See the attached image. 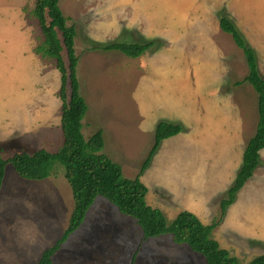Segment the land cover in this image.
Masks as SVG:
<instances>
[{
    "label": "rangeland",
    "instance_id": "obj_1",
    "mask_svg": "<svg viewBox=\"0 0 264 264\" xmlns=\"http://www.w3.org/2000/svg\"><path fill=\"white\" fill-rule=\"evenodd\" d=\"M37 0H0V148L5 160L60 150L62 74L37 48L44 40ZM75 28L86 139L103 131L105 153L147 203L172 222L182 211L215 224L213 238L243 264L264 254V149L261 164L223 209L259 120L249 66L220 20H231L255 50L264 77V0H59ZM153 45L137 58L112 43ZM64 59L68 66L66 51ZM240 81L241 84H237ZM70 91V85L67 84ZM183 130L155 144L159 122ZM65 170L27 180L6 165L0 190V264H37L65 231L74 208ZM53 264H207L170 234L146 238L137 220L98 196Z\"/></svg>",
    "mask_w": 264,
    "mask_h": 264
},
{
    "label": "trees",
    "instance_id": "obj_2",
    "mask_svg": "<svg viewBox=\"0 0 264 264\" xmlns=\"http://www.w3.org/2000/svg\"><path fill=\"white\" fill-rule=\"evenodd\" d=\"M39 21L44 40L37 50L45 57L56 60L61 72L62 100L61 128L64 143L60 150L50 152L38 149L32 153H17L5 160L0 151V190L5 177L6 165L10 162L19 176L28 180H44L49 177L56 164L63 166L65 178L72 188L74 208L68 225L62 236L43 252L37 264H53L54 255L61 249L71 234L85 221V217L98 196H102L115 205L123 214L134 217L141 226L146 238L170 234L174 241L188 245L201 254L207 264H243L237 257L221 248L213 238L215 224L205 225L192 212L182 211L169 222L162 210L151 207L146 200L148 188L138 179H128L120 164L113 162L103 149L105 146L103 131L100 129L91 138L83 133L84 119L89 110L85 98L80 93L77 75L78 57L75 52L76 31L67 24L59 0H37L33 10ZM220 26L223 31L232 34L236 44L247 58L248 81L258 94L259 120L256 134L249 141L243 154V163L233 186L228 191V199L223 201V209L235 201V196L253 176L261 164L260 152L264 149V77L260 74L255 50L247 45L234 23L222 17ZM153 43H112L103 46L105 50H120L132 58L146 52ZM64 51L69 64L66 65ZM70 91L67 90V84ZM242 83V82H241ZM240 81L237 84H241ZM183 130L180 123L161 121L156 127L155 144L143 164L142 171L148 168L153 155L164 139L178 135ZM1 150V148H0ZM247 264H264V254L255 257Z\"/></svg>",
    "mask_w": 264,
    "mask_h": 264
},
{
    "label": "crops",
    "instance_id": "obj_3",
    "mask_svg": "<svg viewBox=\"0 0 264 264\" xmlns=\"http://www.w3.org/2000/svg\"><path fill=\"white\" fill-rule=\"evenodd\" d=\"M28 180V179H27ZM107 200V199H106ZM108 201V200H107ZM109 202V201H108Z\"/></svg>",
    "mask_w": 264,
    "mask_h": 264
}]
</instances>
